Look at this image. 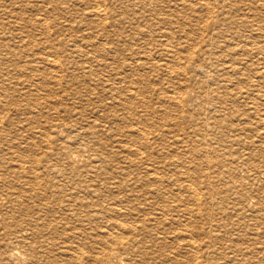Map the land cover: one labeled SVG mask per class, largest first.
Returning <instances> with one entry per match:
<instances>
[{
	"label": "bare ground",
	"instance_id": "obj_1",
	"mask_svg": "<svg viewBox=\"0 0 264 264\" xmlns=\"http://www.w3.org/2000/svg\"><path fill=\"white\" fill-rule=\"evenodd\" d=\"M245 2H2L10 4L0 5V31L6 22L26 34L9 33L10 45L0 32V264H264L263 233L201 234L208 240L199 242L180 225L202 194L200 169L179 163V153L184 144L193 157L213 151L202 134L219 127L212 113L225 93L216 78L264 83V16ZM251 96L253 114L264 116V100ZM196 102L212 109L209 122L196 124L204 108L187 109ZM184 119L194 134L180 138ZM220 128L236 138L245 129ZM260 153L264 166V146ZM237 164L219 160L225 186L243 201V182L259 183L258 195L264 170L243 162L240 178ZM199 185L210 189L211 213L215 184Z\"/></svg>",
	"mask_w": 264,
	"mask_h": 264
},
{
	"label": "rangeland",
	"instance_id": "obj_2",
	"mask_svg": "<svg viewBox=\"0 0 264 264\" xmlns=\"http://www.w3.org/2000/svg\"><path fill=\"white\" fill-rule=\"evenodd\" d=\"M4 1L5 0H0V5L8 6L10 4V3H8V4L2 3ZM18 1H23V0H18ZM253 1L257 2L256 7H258L257 9H259V11L261 10V14L264 16V12H262V11H264V6L261 7V9H260L261 4H259V0H257V1L253 0ZM15 2H12V3H15ZM251 3H252V0H246V2H245V4L249 5V6L251 5ZM16 6L17 5L15 4V7ZM247 12L248 11H245L246 15H247ZM18 13H21V12H18ZM27 14H28V12H24L23 15L27 16ZM166 14H169V13L166 12ZM31 19H32V21L33 20L35 21L34 17H32ZM3 23H4V26L2 27V31L4 32V34H5L4 37H6V39L9 41L10 45H15L14 42H17V40L14 39V40L10 41L9 33H16L17 32L18 33L17 35L21 36V38H23L24 34H26L24 28L21 29V31H19V27L14 28V27H11V23H10V26H8L9 23H6V22H3ZM15 30H16V32H15ZM2 31H0V32L2 33ZM19 32H22L23 34H20ZM250 32H251V30H250ZM7 34H8V36H7ZM36 34H37V32H36ZM36 34H35V32H33L31 35L36 37L35 36ZM2 36L3 35H1L0 37H2ZM27 40L29 41V39H27ZM261 44H262V46H264V40H262ZM135 48L136 47H133L132 49H135ZM230 48L232 50V52L230 51L231 54H235L234 57L240 58V56L238 55L239 49L237 47H235V44L233 45V42L231 43ZM33 49L36 50L38 48H33ZM122 51H123L122 55H124L126 53V51L124 49ZM254 57H255L253 59V63L255 65L254 67L259 68V69L263 68V64H262V60H261L262 57L261 56H254ZM2 58H3V56H2ZM4 58H6V56H4ZM12 58H14V57H12ZM242 59H247V58L243 56ZM244 63L246 64L247 62L244 61ZM243 67H244V65H243ZM2 72H4V71H2ZM256 77L257 76H254L252 79H249L247 81V85L245 84L246 81H244V84H239V85L237 84L238 79H239V83L243 82V80L245 79L244 77H241V76L238 79H229L228 84L225 83L224 80L222 81V78H216L217 81H215L213 87L214 88L218 87L220 89V93L221 92H222V94L225 93L223 96L224 106L222 109H220L217 106L218 108L217 109L215 108V110H213L216 113L215 112L212 113V116H215V117L219 116L218 118L220 119L219 127H217V128L215 127L216 131H214V132L212 131L210 136H204L202 134V137H204L206 142L210 145V148L213 149V151H211V153L209 155H207L208 157L207 156L204 157L203 154L197 155L195 157L190 156L188 154V150H189V147L191 146V144H189L188 146L186 144H184V146H182V148H183L182 151H180V149H181L180 144H178L177 147H174V148H179L176 150L180 151L179 157L181 160L179 159V163H181L184 166L186 165L185 167L189 166L191 168L194 167L193 165L197 164V168L200 169L199 170V177L197 180V186H198L197 188L200 189L199 191L202 194V195H199L200 204H199V206L194 205V206L190 207L191 210H193V217L191 220H186L184 222H183V219L180 220L181 221L180 225H186V228H185V226L183 227V229L185 228V230H183V234L184 233L185 234L191 233V234H195L196 236L198 235L197 238H198L199 242L208 240L207 238L204 239L205 237L202 236L201 234H262V233L264 234V171H261L262 169L264 170V166H262L263 164H260L261 160H262V158H261L262 153H260V150L264 146V139H263L264 138V136H263L264 130L262 129V128H264V127H262V126H264V121H261L259 123V119H264V116L261 117L262 114H260V113L257 115L253 114L254 108H253V105L250 103V100H249L250 97H248V96H250V94L251 95L253 94V96H251V99H253L255 97L254 100H256L257 102H260L262 100L261 103L264 100L263 99L264 83L258 82V80H255ZM196 79H199V77H197ZM257 79H258V77H257ZM252 88L254 89V91L252 90ZM167 91L168 90H166V89L160 88V90H157L156 93H164V92L167 93ZM255 94H259V95H255ZM233 95H235V97H233ZM251 102H252V100H251ZM199 106L200 105L197 104V102H196L194 105H191L189 108L187 107V109L191 108L190 112H192V111L195 112V110H197L196 112H198L199 110L204 108L205 112L201 111L200 112L201 113L200 118L196 119L195 122H196V124H203L206 121L209 122L210 119L207 117V114L208 113L210 114L212 112L211 111L212 109L209 107H205V106H203V108H199ZM225 109H228V110L225 111ZM219 110H222V112H220ZM232 121H234V122L231 123ZM173 122L175 124L176 120ZM227 122L229 124H231L233 127L235 126V128H239V127L243 128L244 127L245 129L243 132L245 134L243 133L239 137L236 138V137H234V134L232 132H230V130L232 128L229 129L227 134L222 133V128H220V127H225ZM193 123H194L193 121L191 122V121H188L185 119L181 120L182 125L179 124V127L177 129L178 131L176 134H178V136L180 135V138H182L184 136V134H188V135H191V133L194 134V131L191 128V127H193L192 126ZM258 124L259 125L261 124L260 127ZM223 135H226L227 139L225 137H223ZM200 138H201V135L196 136V139L194 141L195 144L202 142V138H201V140H200ZM224 139H226L225 143H223ZM258 142H259V144H258ZM223 145L227 149H225V150L221 149V148H223ZM256 148H259V149H256ZM242 150H243V152H242ZM236 153H237V155H236ZM239 157L241 158V160H239L240 162L237 161L238 160L237 158H239ZM219 160L220 161L223 160L224 165H226L227 163H229L231 161L238 163L237 168H236L237 169L236 174L240 178H244L246 176L248 170L243 166L247 165L248 162L252 161L254 164L255 163L258 164L259 167L261 166L262 168H260V171L262 172L261 173L262 175H260V176H262V177H261L260 181H262V183H260V187H262V188L258 189L259 194L257 195V192H256V188H257V185L259 183H257V182L252 183L253 181H250V180L244 181L243 184L246 186L245 189L246 188L247 189L245 191L243 190V192L245 195L247 193V195L243 201H239V199L236 197V194H235L236 190L232 189V188L229 189V188H227L229 186H225V184L227 183V178H226V176H224L225 168H223L221 165H219ZM194 162H196V164ZM243 162L245 165L242 164ZM168 169H173V168L169 165ZM163 171H165V170H163ZM173 175L169 172L166 176L172 177L171 178V180H172V179H174ZM206 180L208 182L211 181V182H213V184H215L214 192L215 191L216 192H215V195L212 196L213 197V200H212L213 207H211V213H210V211H208V205H207V203L209 202L208 192L210 189H208V187L205 185L203 187H199L200 186L199 184H201L202 182L203 183L206 182ZM249 200L254 201L255 203L254 204L247 203V201H249ZM251 201H249V202H251ZM257 218H258V220H257ZM208 221H211L212 225L216 226L214 228V230L213 229L208 230V226H207ZM252 225H253V227H252ZM179 229H182V227ZM255 229H257V230L259 229L258 232H256L257 230H255ZM186 230L188 231L187 233H186ZM180 231L181 230H174V228H173V230H170L171 234L178 233ZM179 234H181V232ZM261 242L262 243H260V245H259V246H261L260 249L264 248V238H261ZM257 258H259V256H257ZM259 259H260V261H263L264 255H261V257ZM261 263H264V262H261Z\"/></svg>",
	"mask_w": 264,
	"mask_h": 264
}]
</instances>
